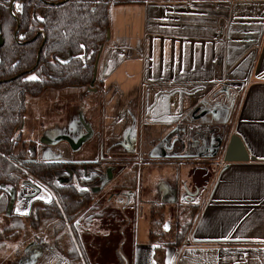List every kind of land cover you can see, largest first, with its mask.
I'll return each mask as SVG.
<instances>
[{
    "label": "crops",
    "instance_id": "crops-1",
    "mask_svg": "<svg viewBox=\"0 0 264 264\" xmlns=\"http://www.w3.org/2000/svg\"><path fill=\"white\" fill-rule=\"evenodd\" d=\"M137 1L111 8L98 70L101 101L97 91L92 102L85 99L86 113L96 125L100 113L104 142L122 139L126 150L135 121L142 133L152 128L150 141L154 125L168 134L181 129L178 157L218 173L188 234L161 243L150 232L130 264H264V0ZM238 93L233 130L228 123L223 147L209 159L210 147L192 137L208 124L198 110H215V97L229 101ZM217 118L210 126L219 125ZM233 136L245 150L237 148L233 158L247 161H222ZM172 234L166 228L164 237Z\"/></svg>",
    "mask_w": 264,
    "mask_h": 264
},
{
    "label": "flooded vegetation",
    "instance_id": "flooded-vegetation-1",
    "mask_svg": "<svg viewBox=\"0 0 264 264\" xmlns=\"http://www.w3.org/2000/svg\"><path fill=\"white\" fill-rule=\"evenodd\" d=\"M2 1L7 0H0V3ZM21 9L22 2L20 0H10V11L12 14L20 12ZM18 31L19 28L16 29L15 33ZM0 38L3 40L0 45L1 61V51L5 47V41L1 36ZM33 77L37 79L35 75H31V78ZM96 79H98V73ZM89 88H91L90 90L95 89L98 94L102 93L100 92L101 88L98 90L95 87V83L94 87L90 85ZM89 88H48L39 97H26V110L22 125L14 134V138L17 139L19 137L20 140H17V145L11 154L0 153V156L11 163L16 170L14 180L5 176L6 180L0 182V194L4 196L5 201H8L6 210L0 214V250L6 246L14 248V257L7 259L8 264H38L49 254L55 255L59 252L67 258L66 260L63 257L64 264H70L72 261L69 260L66 254L71 250L72 245L80 258L79 261L72 263H92L88 257V254H90L89 250H92L88 244V237L96 238V234L102 233L98 229H93L96 223L102 226V201H110V203L113 201H128V203L135 201V191L138 188L139 176L137 161L140 157L144 158L145 145L149 146L147 152L151 159L158 157L181 158L178 157L184 144L181 129L177 132H172L168 142H163L160 136L161 129L153 128L154 140L149 141L147 135L149 142H144L143 135L147 133V127L145 132L142 133L135 120L131 126L127 150L122 144V139L120 140L119 138L113 139L115 142H112L111 146L107 145L104 142L102 123H99V125L92 121L86 123L84 119L82 120L85 123L84 130L80 133L72 132L71 134L76 136L77 140L69 139L67 135L62 136L60 143H58L59 140L56 143L51 140L44 141V138L40 136L35 139L26 140L24 138L23 129L29 116V98H41L48 90L67 91L72 89L71 91L81 95L82 91L85 92ZM78 99L81 101L80 111L88 115L86 113L88 108V103L85 101L86 98L79 96ZM70 103L71 101L67 100L57 102L61 106H67ZM57 104L54 103L53 105ZM39 106L42 107L43 104L41 103L37 107ZM198 111L201 112L197 115L203 117L202 119H207L208 124L205 129L195 127L194 136L192 137L198 144L206 142L207 146L210 147L207 155L209 159H212L211 157L215 154L217 148H222L224 145L228 131L226 117L229 119L230 114L225 112V105L221 103L218 104L215 110L199 108ZM214 116L218 117L216 120L220 123L212 127L209 121L210 118L214 119ZM156 126L161 127L159 125ZM211 131H214L213 134L215 136L210 135ZM203 134L207 135L206 139ZM131 141L139 143L137 150H135V144H132ZM62 144L67 148L66 157L55 158L49 155L52 149L56 148L55 146ZM124 144H126V141H124ZM167 151L170 153L169 155H167ZM195 151L198 150H194L189 154L193 156V160L198 156ZM105 154L110 156L106 157ZM224 158L222 161H224ZM44 172L49 180L43 178L46 177L43 174ZM134 177L137 180L136 188L130 189L127 188L128 184L127 186L123 185L126 180L132 184ZM104 184L105 186H103ZM104 187H106L107 191V200L103 199L105 197H103L102 193ZM10 192H14V203L11 210H9L11 204ZM45 192L47 195H44ZM173 196L177 198L176 194ZM184 197L189 203L195 200L196 196L191 193H184ZM61 199L63 201H79L80 206L78 207L80 208L73 214V220L65 210V206L60 203ZM56 205L59 207L61 216L52 220L49 215L54 216ZM55 237H67L68 239H66L65 245L56 248ZM83 253L87 254V256H83ZM51 259H53L52 256ZM0 264L3 263L0 261Z\"/></svg>",
    "mask_w": 264,
    "mask_h": 264
},
{
    "label": "trees",
    "instance_id": "trees-1",
    "mask_svg": "<svg viewBox=\"0 0 264 264\" xmlns=\"http://www.w3.org/2000/svg\"><path fill=\"white\" fill-rule=\"evenodd\" d=\"M22 9L12 14L10 0L0 3V36L5 41L0 61V153L11 154L17 145L14 134L22 125L26 97H39L46 89L81 87L89 88L93 82L95 63L102 45H106L107 32L111 28V8L137 0H20ZM139 2V1H137ZM19 28L17 33L16 29ZM39 56V57H38ZM39 60V63H38ZM38 63V64H37ZM35 75L37 79L31 78ZM96 79L95 87L100 89ZM57 166V165H54ZM57 168V167H56ZM59 168V167H58ZM45 175V172L43 173ZM15 179L13 165L0 156V182ZM43 177L45 180H49ZM136 177V176H135ZM127 180L123 185L136 188ZM122 185V186H123ZM8 201L0 194V214ZM73 220L80 206L79 201H63ZM194 206L188 204L187 206ZM196 208V215L198 206ZM165 204L152 206L151 240L157 242L158 230L166 220L158 214ZM61 216L56 205L55 219ZM196 217V216H195ZM195 220V218H194ZM191 221L182 239L193 225ZM179 227V225H178ZM161 236H165L162 233ZM1 240V236H0ZM78 240H80L78 238ZM84 250V248H82ZM70 261H79V254L72 245L66 254ZM83 256L87 254L83 253Z\"/></svg>",
    "mask_w": 264,
    "mask_h": 264
},
{
    "label": "rangeland",
    "instance_id": "rangeland-1",
    "mask_svg": "<svg viewBox=\"0 0 264 264\" xmlns=\"http://www.w3.org/2000/svg\"><path fill=\"white\" fill-rule=\"evenodd\" d=\"M87 89L82 91L81 95L77 94L72 89L66 90H48L41 98H29L28 99V114L27 121L24 125V138L35 139L36 137H43L44 141L51 140L52 142L60 143L62 136H66L69 139L77 140L76 136L71 135L72 132H81L84 130L85 123L94 122L93 119L80 111L81 105L79 96H84L87 100L93 101V95L97 92H93V89ZM101 90V89H100ZM71 91V92H69ZM101 92V91H100ZM71 94V95H70ZM212 95H210L211 97ZM101 97V94L97 96V101ZM226 94L218 95L215 97L216 102H220L225 105V112L230 114L235 110L237 101L240 94L235 96H229L230 100L226 99ZM55 98V99H54ZM71 101L67 106L58 105L60 101ZM209 100V99H207ZM104 103V99L102 100ZM42 107H37L40 104ZM56 103L57 105H53ZM53 105V106H52ZM226 107H228L226 109ZM44 108V109H43ZM30 110V111H29ZM97 115V124L102 123L100 114ZM94 115V119L96 118ZM227 116V114H226ZM226 117V124L228 130V123H231V129L233 130V123ZM154 129H161L160 136L163 142H168L171 138L168 131L163 126H153ZM152 130L151 127H147V131ZM44 132V133H43ZM43 134V135H42ZM77 134V133H76ZM229 134V133H228ZM51 138V139H50ZM144 142H149L151 135L148 134L149 141L147 140V133L143 135ZM135 144V150L139 148L138 142L131 141ZM151 144V143H150ZM49 155L59 158L60 156L66 157L67 148L64 144L55 146ZM147 148L145 145L144 158L138 159V188L135 191V201L128 203V201H102V226L99 223L94 224L93 229L102 231L100 234H96V238L88 237V244L92 248L88 257L92 263L89 264H130L134 247L136 243L145 241L151 232L152 222V206L154 204L163 203L166 209L163 213L158 214V219L161 215L166 220L165 226L167 229L175 231L174 234L167 236V238L161 236L166 232L165 227H161L158 232L157 241L169 242L172 240L179 242L182 240V234L187 231L191 221L196 216V206L206 201L209 196L211 186L215 183L217 175V169L213 167H206L204 171L197 168L191 163H186L187 157L181 159H172L170 157H158L151 159L148 156ZM159 154V152H157ZM57 160V159H56ZM180 160V161H179ZM181 160H184L182 163ZM205 172V173H204ZM106 184V183H105ZM105 184L103 186H105ZM109 191V190H108ZM178 193L177 198L172 194ZM103 199L107 200V191L104 187ZM184 193H191L195 195V200L189 203H195L189 207V203L184 197ZM44 195H47L46 192ZM176 198V199H175ZM179 225V227H178ZM163 237V238H162ZM56 248L65 245L67 237H55ZM10 246V245H9ZM14 247V246H13ZM14 248L4 247L0 250V261L3 264H8L7 259L14 257ZM40 256H42L40 254ZM51 256L53 259H51ZM64 259L67 258L60 252L55 255L49 254L38 264H64ZM124 259V261H123ZM6 260V261H2ZM79 264V263H70Z\"/></svg>",
    "mask_w": 264,
    "mask_h": 264
},
{
    "label": "water",
    "instance_id": "water-1",
    "mask_svg": "<svg viewBox=\"0 0 264 264\" xmlns=\"http://www.w3.org/2000/svg\"><path fill=\"white\" fill-rule=\"evenodd\" d=\"M109 39H110V30H108V32H107V40H109ZM2 43H3V40L0 38V45ZM103 48H104V45L101 46L99 54H98V57H97V61H96V64H95L94 77H93V82L91 84V87H94V83H95L96 78H97L98 65H99V61H100L101 55H102ZM93 91H96V90L93 89ZM237 148L239 150H241L242 153L245 154L244 147L241 144H239V142L237 141V137L233 136L231 141H230V143H229V145H228V149H227L226 154H225L224 161L226 163L247 161L248 160V157H243L242 159H234L233 158V154H234V152H235V150ZM10 194H11V204H10L9 210H11V208L13 206V203H14V192H10Z\"/></svg>",
    "mask_w": 264,
    "mask_h": 264
},
{
    "label": "snow or ice",
    "instance_id": "snow-or-ice-1",
    "mask_svg": "<svg viewBox=\"0 0 264 264\" xmlns=\"http://www.w3.org/2000/svg\"><path fill=\"white\" fill-rule=\"evenodd\" d=\"M33 79H35V77H33Z\"/></svg>",
    "mask_w": 264,
    "mask_h": 264
}]
</instances>
